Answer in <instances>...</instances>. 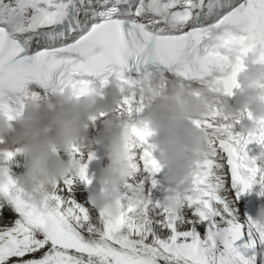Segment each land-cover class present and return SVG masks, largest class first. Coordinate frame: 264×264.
<instances>
[{
	"label": "snow or ice",
	"instance_id": "6c2138e0",
	"mask_svg": "<svg viewBox=\"0 0 264 264\" xmlns=\"http://www.w3.org/2000/svg\"><path fill=\"white\" fill-rule=\"evenodd\" d=\"M250 56L264 64V0H0V113L13 118L31 81L62 91L103 88L118 78L135 92L138 79L155 72L213 92L219 86L230 96ZM10 92L20 94L15 109ZM142 110L136 96L118 106L129 116ZM214 111L195 121L208 151L175 211L144 194L142 179L145 199H130L112 216L78 187L92 182L87 163L38 198L9 174L16 153H0L7 177L0 183V264H264L256 256L264 249V225L239 211L240 197L254 185L264 196V168L247 151L253 142L264 144V126L234 134V123L218 106ZM133 132L155 187L162 165L149 143L153 133ZM79 151L73 146V158Z\"/></svg>",
	"mask_w": 264,
	"mask_h": 264
},
{
	"label": "clouds",
	"instance_id": "9594fccd",
	"mask_svg": "<svg viewBox=\"0 0 264 264\" xmlns=\"http://www.w3.org/2000/svg\"><path fill=\"white\" fill-rule=\"evenodd\" d=\"M209 43L218 42L213 37ZM225 54L235 57L236 52ZM237 82L238 87L230 96L219 86L214 85L213 92L174 76L152 73L138 79L137 92L118 78L111 79L103 88L90 83L83 90L65 87L44 97L26 89L20 97L21 109L12 119L0 113V153L12 148L24 154V171L18 182L39 198L79 171L81 160H65L61 152L72 153L73 146L85 150H91L94 144L106 146L109 162L101 170L103 187L92 204L118 216L122 211L120 189L133 176V149L139 147L133 128H148L153 133L149 137L151 148L159 153L162 168L167 169L162 202L175 211L184 195L192 190L194 174L200 170L208 151V136L196 126V120L213 116L218 106L234 124L245 113H251L241 135L254 134L264 126V87L259 86L264 84V64L250 56L238 73ZM131 96L143 101V110L136 119L118 112L122 101ZM98 120L99 128L91 135L90 127L96 128ZM257 159H264V151ZM6 180L0 170V183ZM131 199L139 202L145 197L138 191ZM255 219L264 225V204L258 206ZM256 256L264 259V249H258Z\"/></svg>",
	"mask_w": 264,
	"mask_h": 264
},
{
	"label": "bare ground",
	"instance_id": "6f19581e",
	"mask_svg": "<svg viewBox=\"0 0 264 264\" xmlns=\"http://www.w3.org/2000/svg\"><path fill=\"white\" fill-rule=\"evenodd\" d=\"M166 76V75H164ZM168 77V76H166ZM194 86V85H193ZM31 93H34L32 91V89H29ZM45 96V95H44ZM44 96H40V97H44ZM125 116H129L127 113H123ZM136 113H133L131 115V117L133 119L137 118ZM142 115V114H141ZM106 117L101 116V119H104ZM222 118H218V120H221ZM236 124V123H235ZM233 127V132L234 134H236V127ZM100 125V121H96V128H91L90 127V133L91 135H95L96 129L99 128ZM102 148L103 145H98V144H94L93 147L91 148V150H85V149H80L78 154H75V158L81 159V163H85V161L87 160V157L89 156V154L92 152V150L95 147H99ZM18 149H8L7 151H12L15 154L14 159L10 162H8V167L13 169L14 172L20 176L23 171H24V165H25V156L22 152L17 151ZM134 155H135V162L137 163V170L134 171L133 176L131 178H129L128 182L124 185L121 186L120 189V200H121V204L122 206H127L129 200L133 197V195L138 192L139 190V183L142 179L146 180L147 182L144 184L143 187V193L147 194L149 191L151 192V198L154 200H160L161 202L163 201V193L166 190V184L164 181H159L156 177L155 180L157 181L156 186L152 187L151 185V180L148 178V174L146 172L143 171V165L142 162L140 161L139 157L141 155V149L140 148H134L133 149ZM107 153V152H106ZM60 155L62 156V158H64L65 160H68L70 158H73V154L72 153H64L61 152ZM108 160L105 156L104 162H103V166L105 167L108 164ZM264 168V159L262 162V167ZM92 182L90 185H81L78 182V187L83 188V195L88 199V201H92L93 197L95 196V194L97 192H99L100 190H102L103 185L101 184L100 178L98 177H90ZM258 191L255 194L254 198H250L249 196H247L246 194L242 195L240 197L239 200V204H240V214L246 219L247 217H251L253 219L256 218V214H257V208L260 204H264V196H260L258 195V193L260 192V186H258ZM4 214L11 218L12 213L8 210L5 209L4 210ZM244 243V241H238L237 244H242Z\"/></svg>",
	"mask_w": 264,
	"mask_h": 264
}]
</instances>
